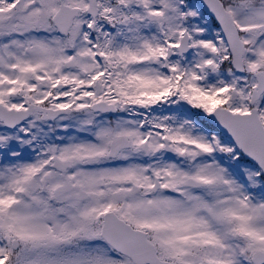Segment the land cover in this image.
Returning <instances> with one entry per match:
<instances>
[{"label": "snow or ice", "instance_id": "obj_1", "mask_svg": "<svg viewBox=\"0 0 264 264\" xmlns=\"http://www.w3.org/2000/svg\"><path fill=\"white\" fill-rule=\"evenodd\" d=\"M0 264H264V0H0Z\"/></svg>", "mask_w": 264, "mask_h": 264}]
</instances>
